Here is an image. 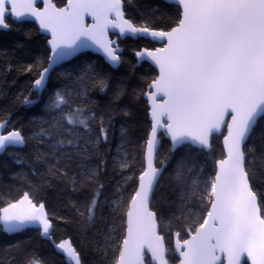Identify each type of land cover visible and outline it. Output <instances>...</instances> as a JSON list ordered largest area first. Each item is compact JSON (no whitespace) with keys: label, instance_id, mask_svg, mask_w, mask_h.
Here are the masks:
<instances>
[{"label":"snow or ice","instance_id":"6c2138e0","mask_svg":"<svg viewBox=\"0 0 264 264\" xmlns=\"http://www.w3.org/2000/svg\"><path fill=\"white\" fill-rule=\"evenodd\" d=\"M36 2L0 0V29L9 28V18L19 21L30 15L39 21L40 29L51 33L48 43L52 55L48 58L49 66L34 81L36 90L46 86V76L53 64L84 48L95 46L110 65L119 66L123 62L118 54L121 49L114 46L116 41L107 39L108 29L118 30L119 37L150 38L163 44L155 50L145 48L135 52L138 63L151 61L159 74L141 93L151 103L153 121L145 141V165L127 196L118 186L119 199H113L110 205L113 213L120 210L127 217L126 235L122 244L115 246L118 255H114L112 264H146L145 250L151 254L147 264H174L176 253L179 264H224V259L227 264H245L242 261L245 255L251 264H264V192L257 187L258 181L264 184V126L260 124L264 119V0H161L169 8L175 6L170 18L172 26L163 27L156 25L159 5L147 12L140 11L141 21L137 24L126 18L124 11L125 5L133 0H67L62 8L52 0H42V10L35 7ZM85 14L93 18L92 25L84 24ZM32 68L29 65L25 71ZM96 86L103 91L107 83L97 78ZM70 96L67 88L54 93L46 106L52 119L45 122L47 128L41 126L35 134L42 143L45 137L49 142L55 141L49 146L58 162L65 157L70 161L69 148L82 156L87 145L100 143L101 137L107 140L103 118L99 135L93 140L95 116L87 115L83 107L72 108ZM158 97L162 102H158ZM23 102L33 103L27 97ZM226 113L231 115L230 122L224 119ZM161 117H166V121L162 122ZM8 123L7 118L0 119V152L23 146L28 139L21 129L13 128L4 134ZM224 123H227L224 136L227 155L214 161V178L201 180L205 164L212 159L211 136ZM158 129L171 137L170 153L185 150L168 185L173 193L179 192L178 200L171 201L163 195L161 200L168 208L179 211L181 217L192 218L188 227H195V234L181 240L177 232L174 250L166 246L165 235L158 231V227L164 226L163 210L152 207L164 187L161 181L165 161L156 164L160 146ZM200 155L205 157V164L197 171L196 158ZM189 158L193 163H188ZM115 162L121 170L131 167L126 159ZM97 171L86 169L82 176L85 181H94ZM128 179L133 178L126 177L125 182ZM70 182L75 185L76 177ZM100 195L97 189L86 205L89 221L100 206ZM125 200L127 211L123 213ZM193 201L200 204L201 211L186 212ZM207 204L211 207L203 216ZM176 219L173 212L167 227ZM0 223L2 231L10 235L34 227L65 257V264H82L69 239L59 243L53 240L55 225L35 189L25 191L15 202L0 208ZM25 264L43 261L33 256Z\"/></svg>","mask_w":264,"mask_h":264},{"label":"trees","instance_id":"16d2710c","mask_svg":"<svg viewBox=\"0 0 264 264\" xmlns=\"http://www.w3.org/2000/svg\"><path fill=\"white\" fill-rule=\"evenodd\" d=\"M52 1L59 6L64 0ZM157 5L160 7V11L155 13L157 27L165 24L172 26L170 18L175 6L169 8L161 0H133L132 4L124 7L126 18L139 24L140 11L147 12ZM7 23L9 28L0 30V119L7 118L8 127L21 129L28 139L25 145L8 147L0 154V208L17 200L25 191L35 189L55 225L53 240L69 239L79 252L82 264H112L114 255H118L115 246L123 241L125 214L120 210L113 213L111 201L119 199L116 192L118 186L125 197L134 187L135 178L143 168L144 145L150 129L148 104L141 93L147 90V83L155 77L156 70L146 61L138 65L134 55L150 41L142 38L119 39L123 62L117 68H112L102 57L89 51L79 54L51 74L46 88L39 95L33 90V81L48 61L47 37L32 22L9 18ZM29 65L33 66L32 71H25ZM97 78L107 83L103 91L96 86ZM65 88L71 91L69 99L74 102L72 108L83 107L87 115L95 116L91 133L93 140L99 135L101 117L107 130V140L101 137L100 143L87 145V151L82 156L69 148L68 151L72 152L70 161L65 157L58 162L49 146L55 141L49 142L45 137L42 143L35 134L39 133L41 126L48 127L45 122L51 120L52 115L46 106L57 90ZM25 97L33 103L24 104ZM68 110L65 108V111ZM260 124L264 126V119ZM220 137L216 135L211 141V160L205 164L203 155L196 158L197 171L201 164H205L201 180L213 177L214 161L223 157ZM161 138L157 163L164 160L167 164L161 181L164 187L159 190L152 207L163 210L164 226L159 228L165 235L166 246L172 249L173 236L177 232L184 238L195 227L189 229L192 218L187 215L181 217L179 211L168 208L161 200V195L171 201L178 200L179 192L173 193L168 185L172 182L170 177L178 162L185 155L183 148L170 153L169 142ZM124 159L131 167L121 170L115 161ZM188 163H193L192 158L188 159ZM86 169H98L94 181L84 180L82 173ZM73 177L77 180L75 185L70 182ZM126 177L133 179L125 182ZM257 187L264 192V184L258 181ZM97 189L101 191L100 206L94 219L89 221L86 205ZM209 205L203 208V216H206ZM126 209L125 200L123 213ZM187 211L199 212L201 206L196 201L190 202ZM82 212L85 215L82 216ZM173 212L177 219L171 221V227H167ZM33 256L41 259L43 264H65V257L58 254L52 243L41 237L36 228H26L10 235L2 231L0 224V264H9L10 260L11 264H25L26 259ZM173 259L176 264V256Z\"/></svg>","mask_w":264,"mask_h":264},{"label":"water","instance_id":"95a60500","mask_svg":"<svg viewBox=\"0 0 264 264\" xmlns=\"http://www.w3.org/2000/svg\"><path fill=\"white\" fill-rule=\"evenodd\" d=\"M67 1V0H66ZM52 3H54L53 1H52ZM55 4V3H54ZM56 5V4H55ZM67 5V2H66V4L65 5H63V6H59L58 8H62V7H65ZM35 7L37 8V9H40V10H42L43 8H44V4H43V2H42V0H37V2H36V4H35ZM87 18H89V22L87 23L86 22V20H87ZM13 21V20H12ZM19 21H29V22H32L34 25H36L37 27H38V29H39V31L44 35V36H46L47 37V48H49V56H51L52 55V49H51V45L48 43V41L50 40V39H52V36H51V33L50 32H47V31H44V30H42V29H40V25H39V21H37V20H35V18L34 17H32V16H30V15H26L24 18H22L21 20H19ZM94 23V20H93V18L90 16V15H87V14H85V16H84V24L87 26V25H92ZM0 30H3V29H0ZM167 30V29H166ZM111 34H115V36L114 37H112L111 38ZM119 38H123V37H119V33H118V30H113V29H108V34H107V39H109V40H113V41H116V45H114V46H118L119 47V49H121V51L118 53L119 55H120V53L122 52V47L120 46V45H118V39ZM148 40H150L152 43H153V41L149 38ZM166 42V41H165ZM154 43H156L157 44V46L156 47H154L153 49H151V48H148V47H142L141 49H145V48H147V49H149V50H155L156 48H159V47H163V44H161V43H157V42H154ZM140 49V50H141ZM86 51H89V52H91V53H93V54H97V55H99L100 57H102L103 58V60L106 62V64H109L107 61H106V59H105V57H104V55H103V53H102V51H96L95 50V46H93V47H89V48H84V49H81V50H79V51H77V52H75V54L74 55H72V56H70V57H68L67 59H65V60H62V61H59L58 63H55V64H53V66H52V68L50 69V71H49V73L47 74V76H46V86H47V81H48V78L51 76V74L57 69V68H60L63 64H65V63H67V62H69V61H71L72 59H73V57H75V56H77V55H79V54H82V53H84V52H86ZM137 51H139V50H137ZM134 55H135V53H134ZM49 56H48V58H49ZM47 58V59H48ZM135 59H136V63L139 65L141 62H137V58H136V56H135ZM150 66H152L153 68H155V70H156V75H155V77L159 74V69L154 65V64H152L151 63V61H147V60H145ZM110 65V64H109ZM49 66V59H48V61H47V63H46V65L40 70V71H43V69L44 68H46V67H48ZM112 68H117V67H113L112 65H110ZM154 77V78H155ZM39 78V75H38V77L36 78V79H38ZM35 79V80H36ZM34 80V81H35ZM34 81H33V84H34ZM46 86L42 89V90H36V89H34L33 88V90L34 91H36L39 95L41 94V92L46 88ZM144 98L146 99V101H147V104H148V112H149V116H148V119H149V124H150V129H149V132H148V135L150 134V132H151V128H152V123H153V121H152V116H151V103L148 101V99L146 98V96H144ZM158 99V102H162V100H161V98L160 97H158L157 98ZM166 117H161V121L162 122H165L166 121ZM224 119H225V121L226 122H230L231 121V115H229V114H225V117H224ZM13 128H9V127H7V129H5L4 130V134H7V131H10V130H12ZM157 135H158V139H159V142L161 143V137H163L165 140H167L168 142H169V144H170V146H171V144H172V141H171V137L169 136V135H167L166 133H165V131L163 130V129H158L157 130ZM221 136V140H220V144H221V146H222V155H223V157L222 158H218L217 160H219V159H223V158H225L226 157V155H227V153H226V150L224 149V136H226L227 135V123H224V124H222L221 125V129H220V131L219 132H214L213 134H212V136H211V141H212V139H213V137L214 136ZM20 146H18V147H16V148H19ZM144 147H145V149H144V153H143V159H144V154H145V151H146V145H144ZM160 147V146H159ZM8 149V148H7ZM5 152V150L3 151V152H0V154H3ZM156 164H157V166H159V163H157V158H156ZM166 162H165V164H164V168L166 167ZM145 165V161H144V163H143V166ZM139 176V175H138ZM214 176H215V173H214V175H213V178H214ZM23 195V194H22ZM21 195V196H22ZM20 196V197H21ZM19 197V198H20ZM18 198V199H19ZM16 200H14V201H10V202H15ZM7 206V204L5 205V206H3V207H6ZM3 207H1V208H3ZM210 207H211V205H209V208H208V210L210 209ZM207 210V211H208ZM46 211H47V209H46ZM126 211H127V209H126ZM207 213V212H206ZM207 215V214H206ZM126 220H127V217H126V214H125V232H124V236L126 235V228H127V224H126ZM1 224V226L3 227V225H2V223H0ZM28 228H34V227H28ZM158 231H160V228L158 227ZM195 234V230L194 231H188L187 233H186V235L184 236V238H181L180 237V239L181 240H184V239H190L191 238V235H194ZM124 236H123V238H124ZM123 238H122V240H123ZM176 239H177V236H173V240H172V249L174 250L175 249V243H176ZM51 242V241H50ZM52 243V242H51ZM57 243H59V241L57 242ZM122 244V243H121ZM53 245V244H52ZM54 247V246H53ZM146 251V259H148V261H150L151 260V254L150 253H147V250H145ZM175 256H176V258H177V263L176 264H179V256H178V253H176L175 254ZM242 261L243 262H247L248 264H251V261L250 260H247V257H246V255L245 256H243L242 257ZM146 264H147V262H146ZM224 264H227V260L226 259H224Z\"/></svg>","mask_w":264,"mask_h":264},{"label":"flooded vegetation","instance_id":"af4514ba","mask_svg":"<svg viewBox=\"0 0 264 264\" xmlns=\"http://www.w3.org/2000/svg\"><path fill=\"white\" fill-rule=\"evenodd\" d=\"M54 2V1H53ZM66 0H64L62 3H61V5H59V6H63V5H65L66 4ZM55 3V2H54ZM56 4V3H55ZM57 6V5H56ZM59 6H57V7H59ZM86 22L88 23L89 22V18H87V20H86ZM115 36V34H111V38L112 37H114ZM119 39H123V38H119ZM119 39H118V41H119ZM130 39V38H129ZM143 39V38H142ZM144 40H148V39H144ZM148 41H150V40H148ZM157 46V44L156 43H152L151 41L149 42V45L148 46H142V47H148V48H151V49H153L154 47H156ZM142 47H140V49L142 48ZM139 49V50H140ZM136 52V51H135Z\"/></svg>","mask_w":264,"mask_h":264},{"label":"bare ground","instance_id":"6f19581e","mask_svg":"<svg viewBox=\"0 0 264 264\" xmlns=\"http://www.w3.org/2000/svg\"><path fill=\"white\" fill-rule=\"evenodd\" d=\"M41 72V71H40ZM38 77V76H37ZM145 149V148H144Z\"/></svg>","mask_w":264,"mask_h":264}]
</instances>
